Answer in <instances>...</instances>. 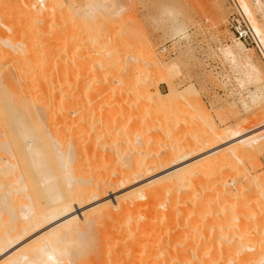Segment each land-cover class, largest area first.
Masks as SVG:
<instances>
[{
	"label": "bare ground",
	"instance_id": "6f19581e",
	"mask_svg": "<svg viewBox=\"0 0 264 264\" xmlns=\"http://www.w3.org/2000/svg\"><path fill=\"white\" fill-rule=\"evenodd\" d=\"M11 1L13 3L14 0ZM38 1H41L42 3L39 4ZM236 1L238 3L240 10L248 17L252 26L254 27L256 32L260 35V38L264 46V29H262V27L260 26L259 21L255 17V14L252 8L250 7L249 3L247 2V0H236ZM16 2L17 1H15V3ZM59 2L58 1L56 2V0H35V2L34 1L33 3L31 2L32 4L30 3L28 4L27 6L28 11H26L27 9L26 8L25 14L27 15L28 13H30V15L34 16V17L32 16L33 18L39 15L43 16L42 14L47 15V13L49 12H53V11L55 12L56 10H58L57 8H55L56 7L55 3L59 5L60 4ZM116 3H117L116 1L115 3L113 2V4ZM64 4L66 6V3ZM101 5L100 7L103 8ZM65 6L64 8H66ZM18 10L20 11V9ZM7 15H9V13ZM32 17L30 16V20ZM37 18L38 17H36L34 20L36 22H40L38 21L40 19ZM9 20H12V18H10ZM30 22L31 21H29V23ZM4 25L6 26L5 23ZM39 25L41 24L39 23ZM60 25L62 26V24ZM8 27H10V25ZM25 28L28 29V27ZM65 28L64 30L67 29ZM35 30L36 29H34V31ZM41 30L38 29L37 34H39V31ZM64 30L62 28V31L60 32L61 33L65 32ZM14 32L15 29L12 32V34H14ZM60 32L57 33V36L59 37L61 34ZM27 33H25V36ZM65 33H62L61 36L63 35L65 36ZM15 35L16 33L14 34V36ZM7 36L4 39L6 42H7L6 40ZM54 37L55 36H53V38ZM9 38H11V36ZM9 38H8V40L10 41V42L8 41L9 44L8 42L6 44L4 43L3 44L4 46L8 45L12 49V47H16V46L12 45L11 43L12 39ZM41 38L42 37H40V39ZM50 39L51 41H53L52 37ZM35 40L36 39H34V41ZM15 43L16 42L13 41V44ZM25 43L28 44L29 42H25ZM33 43L31 42V49H29L30 47L29 48L27 47V49L32 50ZM22 44L20 42V45ZM29 45L30 44H28V46ZM38 45H39V40H38ZM56 46H54L53 48H55ZM49 47H51V45ZM57 47L59 48V46ZM37 48L39 47L36 46V50ZM65 48L62 49L64 50ZM13 49L15 51L18 50L19 48L17 47V49L16 48ZM27 49L26 52L28 51ZM55 50H57V48H55ZM39 51L37 50V52ZM16 52L15 53L11 52V53H13L12 55L15 54L16 57V55L19 54V53L16 54ZM24 52L23 54H25ZM11 53L9 52L10 57L12 56L10 55ZM29 54L30 53H28V56ZM44 54L45 52L43 53V55ZM52 55L49 56L47 54L46 56L52 57ZM57 55L59 54L57 53ZM109 55H111L112 58H109ZM30 56L32 55L30 54ZM107 56L108 59L107 58L105 59L107 60L111 59L108 61V63L113 62V60L115 59L113 58V55L110 53ZM22 57H24V55ZM28 58H30L29 61L31 60L32 63V58L34 57L32 58L28 57ZM28 58L26 57L25 60ZM43 58H41L40 59L41 61L39 62H42ZM54 60H52L51 58V61ZM49 61L47 64L51 63V61L50 62ZM152 61H154L155 64L157 63L156 60H152ZM34 62L32 63L33 64L32 68L36 66ZM47 64L45 63L44 65L46 66ZM52 64L53 62L49 65ZM37 65L40 67L42 66L41 64L39 65V63ZM156 65H159V63ZM53 66L51 67L55 69L56 66L55 63L53 64ZM56 68L59 69L61 67L56 66ZM62 68L66 69L65 66ZM22 69L24 68L22 67ZM158 69L160 68L158 67ZM18 70H21L20 66ZM33 70L35 71V67ZM50 70H52V68ZM67 70H69V68H67ZM25 71L24 73H26ZM40 71L41 70H39V72ZM22 72L23 71L21 70V73L20 72L19 73L24 74ZM35 72L38 73V71ZM47 73L48 72L46 71V75ZM54 73H57L56 70ZM39 74L41 75V73ZM40 75L37 77V79H36L37 75L36 76L34 75L35 77L34 80L36 81L39 80L37 81L39 82V84L41 83L40 80L43 79V77L38 79L39 77H41ZM47 77L45 78L47 80L46 82H48ZM56 77L58 76L56 75ZM63 77L64 76H61L60 79H63ZM52 78H50V80ZM125 78H127L126 79L127 82H121L123 81L121 79L120 82L122 84L125 83L123 84L124 87L128 88L126 87L127 85L126 83H128L131 80V77L128 76ZM128 78L130 80H128ZM63 81L61 80L62 83H60V86L61 84L64 83ZM37 82H35V84ZM145 83L147 82L144 79H141L137 83L134 82V84L132 83L133 85L132 84L131 85L133 89H135L134 87L139 88L140 84H142L144 89L148 91V88L147 89L145 88L146 86ZM28 84H30V82ZM39 84L38 87H40ZM45 84H50V82ZM68 84L69 83H67V85ZM53 85L55 84L53 83L52 86ZM120 85L118 86L120 87ZM28 87L26 88L28 89ZM34 87L38 89L36 85ZM50 87L48 86L46 88V89L49 88L48 92L49 91L51 92V90H53L50 89ZM43 88L45 89V85H43ZM61 88H64V90L66 89L65 86L63 87L61 86ZM108 88L109 90L111 89L110 87ZM108 88L106 86L103 87V89L101 88L98 94L100 95L106 94ZM125 88L122 87L121 88L122 91H125L124 90ZM29 89L27 92L31 91ZM37 89H35L36 92L39 91ZM128 89H130V87ZM169 89L170 92L168 95H164V93H162L159 89L156 90V94L153 96L149 94L150 91L146 92L145 95L146 97L150 96L149 98L147 97L150 101L148 99L147 100L150 102V106L153 110L152 116H154L155 119L156 118L159 119L160 121L159 122L158 120H156L158 122V126L160 125L161 127L160 129L162 133L161 132L158 133L157 131L158 134L154 135L155 138L157 136L156 139L158 142L155 141L154 142L155 144L153 143L155 138H153L154 136L152 137L151 134V137L145 136L146 138L144 137L142 140L141 138H136V141L140 140L139 141L140 148H138L139 145L137 148H135L134 146L130 148L131 145L130 146L124 145V142L126 144H133V145L137 144L136 141L134 144L133 140L135 139L132 138V140H130L128 138L129 135L127 134L128 132H133L135 127L132 125L134 127L133 130H130L132 127L128 128L130 130L128 132L126 129H122L123 131L124 130L126 131V133L123 134V131L121 130L123 126L121 127V125H118L119 119L116 120L117 118H114L116 113L111 114L112 112L111 110L105 109L103 111V114L101 113L102 114L101 123L103 124V128L101 127L102 128L101 136L107 138L105 136L107 135L112 136L115 132H117L118 135V133L122 132L120 135L121 137L123 136L122 137L123 140H125V138L128 135L127 138L132 142L126 139L128 141L127 143L126 140L125 141L119 140L120 137H118L119 139L117 138L115 139L113 137L112 140H116L115 142H118L117 140H119V141H123V143L118 142L119 144H116L113 141H111L115 144L114 146L115 148L112 150L111 148H109L110 150L105 148L103 150H96V151L92 149L93 152L89 150L84 154L79 152L78 151L79 149L74 151L72 149V143L70 144L69 142L67 143L66 141H64L65 139L68 141L69 139L67 138H64L63 140L64 142H66V144L60 143L61 141L59 140H61V137L59 138L58 133L56 134L57 130L61 128V123L64 124L65 126L66 125L71 126L70 123L72 116L70 118V115L66 114L67 118L65 120L64 119L65 116L63 115V112L60 111L61 109L68 107L67 105L68 102H66L67 98L62 99V101L64 100L65 103L62 102V104H60V107L58 108L60 109L59 111L62 114L59 113L58 109L55 110V108L58 107V104L60 102L58 100L59 98H57V95L56 97L49 96L50 99L49 97L44 95V92H43L44 96L40 95L39 99L40 100L42 99L41 101H43L44 98L47 97L45 99V103L43 101L44 103L42 104L43 107L42 105H39L41 106V110L43 111V112L41 111V113H39L40 110L38 111V109L36 108V106L39 108V106L36 105L37 103L39 104V102L35 100L33 102H37V103L35 104L31 103L33 107L32 110H35V112L34 111L33 112L37 115V117L35 118L33 112L30 111L26 112L28 113L27 115H30L29 118L33 116V119L30 118V120L32 119V122L31 121L29 122L28 119H26L25 121L23 120L20 121L24 123L20 128L21 130L20 131L18 130L19 131L18 134L15 135V141L17 143H20L21 146V152L17 151V154L18 152L22 153L21 155L18 154L20 158H18L19 156L16 154L17 159L14 160L16 157L14 158L15 153L13 151L15 150L13 149L16 148H13L14 145L11 142L12 141L11 138L6 137L7 140L10 139L8 140V142L7 140L6 141L3 140V142H0L3 143L2 145H5L2 146L0 149L2 148L5 149V147H7L6 152L10 151V153H7V156L8 154L13 155L12 157L13 160H11V158L7 156L0 157V159L3 158V162H4L2 163V159H1L0 161L1 162L0 163V264H62V263H66L65 259L68 260L66 264H78L80 260L82 262L90 261L89 264L90 263L93 264L94 261H96L95 264L96 263L97 264L99 263L100 264H130L131 263L130 260L132 259L137 260L136 264H264V182H261V180L256 177L252 179L251 176H250V180H253V182L251 181L249 183H244V184H241V182L236 181L238 179V176L236 180L235 178L227 179V177L230 176L232 172L231 170H233V168H236L237 160L241 162L240 159L243 156L245 157L246 155L250 156V154L252 153L254 154V152H256L258 149L264 146V141L262 140L264 139V130L262 131L263 133L261 135L257 136L254 139L251 138L252 136L246 137L250 133L255 132V130L259 131L264 128V116H262L260 121H258V123L255 125V127L252 128L250 125H248L250 126L249 127L250 130L247 129L248 127L246 129H244L245 127L242 129L243 127L242 126L237 130L230 129L229 132H222V133L221 131L218 130L219 128L216 126L215 122L210 121L208 122L209 125L208 126L209 129H207L208 135L207 134L203 135L204 137L202 136L203 138L201 139L199 138L198 141H196L197 143H194L193 141L191 144H189L191 142L189 141L184 145H174L170 148H168L165 144V150L161 149L160 151L159 148L160 146L158 147L157 145L160 139H161L160 142L164 139L163 138L159 139V136L165 137L168 135L167 137H169L171 133L168 127L170 121L167 120L168 117L167 113L169 109L173 111L172 110L174 109L173 104L174 103L177 104L179 100L181 101V103L185 102L187 103V105L189 104L191 107H193L191 102L187 99H184L183 97L184 95L181 94L173 85H169ZM42 91L43 90H41V92ZM68 91L69 89L66 90V92ZM113 91L111 92L112 93L111 95H116L117 93L113 94L114 93ZM128 91L129 90H127L126 92ZM33 92L34 89L32 93ZM41 92H39V94ZM32 93H30L31 98L32 96L33 97L36 96L35 92L33 93L35 96L32 95ZM51 93L48 94L50 95ZM109 93L110 91H108L107 94ZM122 93L120 92L119 94ZM53 94L54 92L52 93V95ZM55 94L57 93L55 92ZM111 95L109 97H113ZM123 95L124 94H122L121 96ZM115 97L117 98L119 96L116 95ZM32 99L30 100L31 102ZM35 99H38L37 96ZM70 102L71 101H69V103ZM179 102L178 104H180ZM167 104L168 106L171 104L170 105L171 107L169 106L168 108ZM162 105L164 106L166 105L167 108L166 107L164 108ZM122 107L123 106H121L120 109H122ZM123 110H125L124 107ZM121 111H119V113H121ZM56 112H58L59 115L63 117V119L61 118V120L59 118V123L57 122L58 119L57 121L55 119L56 115H58V113L56 114ZM125 118H127V116ZM129 119L131 120V117H128V120L124 119V121L128 122ZM166 120L169 121L168 124ZM60 121L63 122L60 123ZM53 122L60 124V126L55 124V127L56 125L58 126L57 130L54 127ZM139 123H143V122L140 121ZM146 123L147 125H149L148 122ZM123 124H125V122ZM139 125L141 126V124ZM145 127L147 128V126ZM70 128H72V126L69 127V129ZM141 128H143V125ZM204 128L205 127H203V129ZM63 131H61V134L63 133ZM2 134L6 135V132H3ZM134 134L135 131L133 132V135ZM136 134H139V132H137ZM63 135L68 136V133ZM151 138L154 139L151 140L152 142L150 141ZM106 140H108V138L104 139V141ZM226 140L228 141L231 140L230 144L228 143L224 147L222 146L219 147L221 145V142L224 143L226 142ZM260 140H262V142H260ZM149 141L151 145L156 147V149L155 147H152L153 148L152 149L151 146L150 148L146 147L148 146V144H150ZM107 142H110V140H108ZM122 144L124 146H122ZM102 145L101 147L104 148L109 144L104 146ZM118 145H120V148L118 147ZM111 147H113V144ZM157 148H159V150H157ZM209 151L210 153L208 155H205L203 157L200 156V158L197 159L195 157L194 160L192 159L191 161L187 160L190 155L196 152L198 154H202L203 152H209ZM75 160L77 161L76 162L77 164H75L74 162ZM94 160L97 164L95 162L94 163L92 162L94 164L93 166L86 165L90 163V161H94ZM173 167L175 168L172 169ZM227 167H230L231 169L230 168L228 169ZM169 168H171L172 170ZM163 170L164 171L166 170V172H163L162 174L161 171ZM224 170L225 172H222ZM156 172H161V174L159 173L160 174L159 176L150 178L149 180L147 179L146 181L144 180L142 181V183H139L144 178H148L149 176H152V174H156ZM243 175L246 176L244 173ZM237 182L238 184H236ZM135 183L136 184L138 183L137 186L135 185L136 187L131 188L129 190L127 189V191L115 195L114 199H112L111 197L106 200L103 199L105 196H108L107 194L110 193V191L112 193H115L116 190L119 189L120 187H124L128 184H135ZM245 193L246 194L250 193L249 195L251 197L248 198V194L245 196ZM257 193L260 196V198L256 197L258 199V202L256 198H255L256 199L255 203L251 202L252 195ZM18 194L19 195L22 194V195L19 197ZM102 196H104L102 198L103 200H101L99 204H97L98 202H96L93 206H89V208L87 206L85 209L81 211V213L78 212V208L79 209L84 208L83 206H86L87 204L95 200H99ZM42 200L45 201L44 204L42 203L43 202ZM104 224L105 225L108 224V226L110 225V227H108L107 225L105 226ZM104 226L107 229L103 230L102 227ZM68 245L69 246L71 245V247H68ZM111 246L114 247V250L116 249V251L113 254L109 252L113 248V247L111 248ZM69 248H70V252L68 251ZM98 248L99 250H101V252L102 250L104 251V249L106 248L104 254L97 252L98 255L101 254L99 255V258L96 253L95 254L97 256L93 255L94 253L92 252L91 254L93 256L92 255L90 256V253L87 252L90 256V257L88 256V260L85 261V259H82L85 256L87 257V254L83 257V255L85 254L84 252L90 251V249L92 250L95 249L99 251ZM107 249H109L108 253L111 255H108V253L106 252ZM82 251L83 253H81ZM80 253L83 255H81ZM105 253H107L109 257ZM78 256L79 257L82 256V258L79 259L77 258ZM89 258L93 260L91 261ZM76 259L78 261H76Z\"/></svg>",
	"mask_w": 264,
	"mask_h": 264
},
{
	"label": "rangeland",
	"instance_id": "374dc122",
	"mask_svg": "<svg viewBox=\"0 0 264 264\" xmlns=\"http://www.w3.org/2000/svg\"><path fill=\"white\" fill-rule=\"evenodd\" d=\"M8 1H10L11 3ZM15 1L17 2L15 3ZM28 1H31L32 3L33 1L35 2V0H14L12 3L11 0H5V2L4 0H0V131H1L0 142H3V140L6 141L7 140L6 137L12 139L11 142L14 145L13 148H16V149H13L16 151V152L13 151L15 153L14 158L16 157L17 151L21 152L20 143H17L15 141V135L18 134V132L21 130L20 128L22 127L24 123L20 121L22 120L25 121L26 119H28L29 122L30 121L32 122L33 116L30 117L32 118L30 120L29 118L30 115H27L28 113H26L29 111L35 112V110H32L33 107L31 103H34V104L37 103V102H33L36 100L39 102V104L37 103L36 105L38 106L42 105L45 103V99L49 96L56 97L57 95V98H59L58 100L60 102L58 104V107L55 108V110H57L60 107V104H62V102L65 103L64 100L62 101L63 98L64 99L67 98L66 102L68 103L69 101L72 102V103L70 102L71 104L69 103L70 106L67 103L68 107L61 109V110L58 109V111L60 110L61 112H63V115L65 116L64 117L65 120L67 118L66 114L70 115V118L72 116L71 123H70L72 128L70 129H71V132L72 131L73 132L72 133L70 132L69 127L71 126L69 125L65 126L64 124L61 123L63 121H60L61 128L58 129V126H60V124H58L59 118L60 120L61 118L63 119V117L59 115L60 111L59 113L56 112V114L58 113V115L55 114L56 115L55 119L56 121L58 119L57 121L58 123L53 122V125L54 127H55V124L58 125V126L56 125L55 128L56 130L58 129L56 134L58 133L59 138L61 137V140H59L58 138V140L61 141L60 143L62 144L64 143L66 144V142L67 143L69 142L70 144L72 143V149L74 151L79 149L78 151L83 154L89 150L92 152L93 150L94 151L103 150L105 148L107 149L111 148L112 150L115 148L114 143L116 144L123 143V141H125L128 138L130 140H132V138L135 139L133 140L134 141L133 143L135 144L136 138H141L142 140L145 136L151 137V134H152V137H153L154 135H157L158 133H160L161 127L160 125L158 126V122L156 121V120L159 121V119L157 118L155 119L154 116H152L153 110L150 106V102H149L150 100L148 99L150 96L149 97L147 96L148 97L147 98L145 95H146V92L150 91L149 94L153 96L156 94L157 89H159L162 93H164V95H168L170 92L169 85H173L181 94H183L184 99L189 100L191 104L193 105V107H191L189 104L187 105V103H185L184 101L182 102H184L185 104L181 103L180 100H179L180 102L177 100L180 104H178V102L176 101L177 104L175 103L173 104L174 109L171 108L173 111L169 109L167 113V116H168L167 120H169L170 122L167 120L166 122L167 124L169 122L168 127L170 129L171 133L170 132L169 133L171 136L170 135L169 137H167L168 135L165 137L159 136V139L160 138L164 139L161 141L164 145L160 142L161 139L159 140V143L157 145L158 147L160 146L159 147L160 151L161 149L165 150V144L168 148H170L174 145H184L185 143H188L189 141H191L189 144H191L193 141L194 143H197L196 141H198L199 138L201 139L204 137L203 135L207 134L208 132L207 129H209L208 122L210 121L215 122L216 126L219 128L218 130L221 131L222 133V132H229L230 129L237 130L238 128L242 126H243L242 129L244 127H245L244 129H246L248 127L247 129L250 130L249 127L250 126L252 128L255 127V125L258 123V121H260L262 116H264V91H263L264 89V62L258 50L252 44L245 43L244 41H242L239 38L238 34L235 33L236 26H239L240 23L243 24L244 20L249 21L248 17L240 10L236 0H132V1L131 0H118L119 2L117 0H107V1L106 0H101V1L91 0V2L90 0H86V2L85 0H56V2L62 1V2H59L60 3L59 5L55 3L56 5L55 8L58 9L56 10L57 12L56 11L49 12L47 13L48 16L45 14H42L43 16L39 15L41 18L35 15L36 17H38L37 19H40L38 20L40 22H36L34 20L36 17L33 18L34 16L30 15V13L28 14L31 17L33 16L31 20H30V16L28 14L27 15L25 14L26 11H28V8H27L28 4L29 3L32 4L31 2H28ZM112 1L114 3L116 1L117 5L113 4ZM63 2L66 3V6ZM100 2L101 3L103 2L102 5ZM247 2L252 8L255 14V17L259 21L260 26L262 27V29H264V0H247ZM38 3L41 4L42 2L38 1ZM19 4L22 6H20ZM100 5L103 8H101ZM64 6L66 8H64ZM18 9H20V11ZM8 13L9 15H7ZM50 13H53L56 17ZM91 14L94 16H92ZM9 17L12 18L13 21L9 20L10 19ZM23 19H26V20H23ZM41 20L43 21V23ZM29 21L31 22L29 23ZM4 23L6 24V26L4 25ZM9 23H12V24H9ZM39 23L44 27V29L41 25H39ZM60 24H62V26ZM9 25L10 27H8ZM34 25H35V28H34ZM59 26H61L63 30L67 26L66 27L67 29L65 28L66 30H64L66 33L62 32V33H65V36L63 35L64 37L61 36L62 33L60 31H62V28ZM25 27H28V29H26ZM37 27H40L44 31ZM31 28L33 29V32ZM14 29H15L14 34L16 33L15 35L16 37L14 36V34H12ZM34 29L36 30L34 31ZM38 29L41 30L39 31V34L41 35L43 34L42 36L37 34ZM18 32L19 33L21 32L22 35L21 33L19 34ZM23 32H24V35H23ZM58 32L61 33L60 37L57 36ZM25 33H27L26 36H25ZM7 35L8 36L10 35L11 38H9L10 36L8 37ZM6 36H7V39H6L7 42L9 41L8 38L12 39L11 43L12 45L16 47H12L11 49V47H9L8 45L4 46V44L7 43L4 40ZM53 36L55 37L53 38ZM40 37L42 38L40 39ZM48 37L50 38L52 37L53 41H51V39ZM32 38L36 40L34 41V39ZM38 40H39V45H38ZM13 41L16 43L13 44ZM24 41L29 42L28 44L30 45L28 46V44L25 43ZM42 41L44 42V44ZM20 42L21 44L23 42L24 45L23 44L20 45ZM31 42L32 43L34 42V43L32 45V50H29L31 49ZM50 42L53 44H51ZM35 45L39 47L37 48L38 51L39 50H42V51L37 52ZM50 45L52 49L51 47H49ZM56 45L59 46V48ZM165 45H171V48L173 51L172 54L171 53L164 54L160 51ZM54 46H56L55 48L59 50L58 51L55 50V48H53ZM17 47L19 49L14 51L13 48L17 49ZM23 47L25 50L23 49ZM27 47L28 48L30 47V48L27 49ZM62 48H65V49L63 50ZM26 49L28 50L27 52H26ZM9 52L10 53L16 52V54L18 53L19 54L16 55L15 57V54L12 55L13 53H11L10 55L12 56L10 57ZM23 52L25 54H23ZM42 52L43 53L45 52L44 54L45 56L43 55ZM28 53H30L32 56H30V54L28 56ZM50 53H52L54 56ZM57 53L59 55H57ZM109 53L113 55V58L115 59L118 58L116 59L117 61L115 59L114 60L112 59L113 62L108 63V61L111 60V59L107 60L108 59L107 55ZM47 54L49 56L52 55V57L46 56ZM23 55L24 57H22ZM115 56H118V57H115ZM20 57H21V60H20ZM26 57L27 58L34 57L32 58V63L35 60L34 63L36 66L34 67H35V71H38V73H36L33 70L34 69V67L32 68L33 64L31 63V60L29 61L30 58L26 59L27 60L26 61L25 60ZM41 58H43L44 60L42 59V62H39L41 61L40 60ZM47 58H48V61H49V58H50V61H51V58L52 60L55 59L54 60L55 62L51 61V63L53 62V64L55 63L57 67L59 66L61 68L57 69L55 66V69H54L53 64L52 65H49L51 63L47 64L48 63ZM109 58H112V56L109 55ZM15 59L18 61H16ZM152 60H156L157 61L156 64L159 63L160 66L156 65L155 62ZM43 61H46V62H43ZM38 63L39 65L41 64L42 66L41 67L38 66L37 65ZM45 63L47 64L46 66L44 65ZM19 66L21 67V70L23 71L22 73H24L25 70H26L25 71L26 73L20 74L21 70H18ZM64 66L66 67V69L62 68ZM22 67L24 69H22ZM158 67L160 69H158ZM30 68L32 69V71ZM51 68L52 70H50ZM67 68H69V70H67ZM39 70L41 71L39 72ZM55 70L57 73H54ZM58 70L60 73L58 72ZM33 71L35 74L33 73ZM46 71L48 72L47 75H46ZM39 73H41V75ZM34 75L35 76L37 75L36 79L39 75L41 77H39L38 79L43 77V79L40 80L42 84L41 83L39 84V82H37L39 80L37 81L34 80L35 78ZM45 75L46 77L47 76L49 77V78L47 77V79H48V82H50V84H45V83H48L46 82L47 80L45 79L46 78ZM56 75L58 77H56ZM123 75L125 77H128V76L131 77V80L129 78L128 80L130 81L133 80L132 82L129 81L128 82L129 84L126 83L127 84L126 87L128 88L130 87V89L124 87L123 84L125 83L123 84L121 83V82H127L126 80L127 78H125ZM61 76H64L63 79H60ZM23 77L25 79L29 78L30 80L29 79L25 80ZM50 78L52 79L50 80ZM120 79L123 81H121ZM139 79L140 80L144 79L148 83V84L145 83L146 84L145 88L146 89L148 88V91L144 89L142 84H140L139 88L134 87L135 89H133L132 85L134 84V82L137 83L138 81H140ZM61 80L62 81L64 80L63 81L64 83L61 84V86L62 87L65 86L66 88L65 90L64 88H61L60 86V83H62ZM29 82L30 84H28ZM35 82L37 83L35 84ZM53 83L55 85L52 86ZM67 83L69 84L67 85ZM119 83L122 85H120ZM38 84L40 85V87H38ZM35 85L36 87H38V89L34 87ZM43 85H45V89L43 88ZM115 85L116 86L120 85V87L119 86L116 87ZM48 86L49 87L51 86L50 89H53L51 90L52 93L54 92L53 95L50 91L48 92L49 88L46 89ZM105 86L107 88L108 87L111 88L110 90L108 88V90L106 91L107 93L108 91H110L109 94L111 95L112 94L111 92L115 90L113 91L114 92L113 94L117 93L116 95L119 97L116 98L115 97L116 95H111L113 97H109L110 95L107 93L104 95L98 94L101 88L103 89V87ZM26 87H28V89L31 88L29 89L31 91L27 92L28 89ZM122 87L125 88L124 89L125 91H122L121 89ZM32 88L34 89L35 95L37 96L38 99H35L36 96L33 94L34 92L32 93L33 91ZM54 88H56L57 90ZM114 88H116L117 90ZM35 89L39 90L37 91L38 93L35 91ZM67 89H69L68 91L69 93L66 92ZM143 89L145 92L143 91ZM41 90L43 91L41 92ZM127 90L129 91L126 92ZM45 91L47 94L48 93H51V94L47 95ZM39 92L41 93L39 94ZM43 92H44V95L47 96L46 98L43 97L44 103L43 101H41L42 99L41 100L39 99L40 95H43ZM55 92L57 94H55ZM118 92L119 93L123 92L122 94H124L125 96L124 95L121 96L122 94H119ZM30 93H32V95L35 96V97L32 96L33 99L31 98ZM59 94H62V95H59ZM31 99H32V102L30 101ZM147 105H149L150 107ZM121 106H123L125 110H123V107L122 109H120ZM162 106L164 108L166 107V105L165 106L162 105ZM36 108L38 109V111L40 110L39 113H41L42 111L41 106H39V108L36 106ZM105 109L111 110L112 111L111 114L116 113L114 118H117L116 120L119 119V123L117 122L118 125H121V127L122 126L124 127V128L122 127L121 130L126 129L128 132L130 130H133V128L135 127L134 128L135 134L133 135L134 131L128 132L127 134L129 135V137L128 135H127L128 138L125 136L126 138L124 137L125 140H123L122 138L123 136L121 137L120 135L122 132L118 133V135H117V132H115L112 136H108V135L105 136L108 138V140H110V142H107L108 140L104 141V139H107V138H104V136H101V129L103 128V124L101 123V116ZM119 111H121V113H119ZM34 116L35 118L37 117L35 113H34ZM126 116L127 118H125ZM128 117H131L132 121L130 119L128 122L124 121V119L128 120ZM121 121H122V124H121ZM140 121L143 123H139ZM124 122L125 124H123ZM146 122L148 123L150 122L151 124L149 123V125H147ZM252 123L253 124L255 123V124L253 125ZM139 124H141V126ZM142 125H143V128H141ZM145 126H147L148 129ZM203 127H205L204 128L205 130L203 129ZM128 128H131V129L129 130ZM263 130L264 128L259 131L255 130V132L250 133L246 137L252 136L251 138L254 139L257 136L261 135L263 133L262 132ZM61 131H63L62 134H61ZM124 131H123V134L126 133V131L125 132ZM3 132H6V135L2 134ZM137 132H139V134H136ZM145 132L148 136L145 134ZM67 133H68V136L63 135ZM113 137L115 139L116 138L119 139L118 137H120L119 140H123V141L117 140L119 143L115 142L116 140H112ZM64 138H67L69 140L68 141L66 139L64 140ZM153 138H155V136ZM156 138L155 140L151 138L150 141L154 140L153 141L154 143L155 141H157ZM129 139L128 141H130ZM63 140L66 142H64ZM262 140L264 141V139ZM262 140H260V142H262ZM111 141H113L114 143ZM128 141L126 140L127 143ZM139 141H136L137 144L135 145L126 144L124 142V145L126 146L131 145L130 148H132L133 146L137 148L139 145L138 148H140ZM230 141L226 140L227 143L221 142V145L219 147L221 146L224 147L228 143L230 144ZM101 142H103L104 144ZM111 143L113 144V147H111L112 146ZM2 144L3 143H0V148L2 146H5ZM101 145L102 146L107 145V146L103 148L101 147ZM124 145L122 144V146ZM150 146L151 148L155 147L151 145V143L148 144V146L146 147L150 148ZM118 147L120 148V145H118ZM6 148L7 147H5V149L3 148L0 149V157L7 156V153H10V151L6 152L7 151ZM159 148H157V150H159ZM209 153L210 151L203 152L202 154H198L196 152L190 155L191 157L189 156L187 160L191 161L192 159L194 160L195 157L197 159V158H200V156L203 157L205 155H208ZM18 154L21 155L22 153L18 152ZM10 155L11 154H8L7 157L13 160L12 158L13 155L11 156ZM247 156L248 155H246V157L243 156L241 158L242 160L240 159L241 162H239V160L236 161V168L232 167L234 172L233 170H231L232 172L231 174L229 173L230 176H228L229 178L227 177V179L235 178L236 180L238 176V179L236 181L241 182V184H244V183H249L251 181L253 182V180H250V176H251L252 179L256 177L260 179L261 182H264V146H262L256 152H254V154L252 153L250 154V156L248 157ZM5 158H4V161H5ZM18 158H20V156ZM1 159H2V163H4L3 158ZM16 159L17 157L14 160ZM74 162L75 164H77L76 160ZM92 162L94 163L95 160L90 161V163L86 165L93 166L94 164ZM174 168L175 167H173L172 169ZM227 168L229 169L230 167H227ZM242 171L248 177V179L246 176L243 175ZM161 172L163 174V172H166V170L165 171L163 170ZM161 172H156V174H152V176H149L148 178H144L139 183H142V181L144 180L146 181L147 179L149 180L150 178L157 177L161 174ZM222 172H225V170ZM232 173H234L235 175ZM238 182L236 184H238ZM135 185L137 186L138 183L128 184L124 187H120L119 189L116 190L115 193H112L110 191V193L107 194L108 196H105L106 198L102 196L99 200H95L93 202H90L86 206H83L84 208H80V209L78 208V212L81 213V211L85 209L87 206L89 208V206H93L96 202H98L97 204H99L101 200L103 199L106 200L110 197L114 199L115 195L123 193L127 191V189L129 190L131 188H134L136 187ZM125 187H126V190H125ZM19 194L18 196L20 197L22 194L21 195ZM247 194H248V198L251 197L249 195L250 193H247ZM247 194L245 193V196ZM256 197L260 198L258 193L252 195L251 202L255 203L257 199ZM42 201H43L42 203L44 204L45 201L44 200ZM257 202H258V199H257ZM106 225L108 226V224ZM105 226L102 227L103 230L107 229L105 228ZM108 227H110V225ZM113 246H111V248ZM68 247H71V245L70 246L68 245ZM114 247L112 248L111 251L114 250ZM93 250L90 249V251L84 252L85 253L84 255L81 254L83 253L82 251L80 254L83 255V257L87 254V257L85 256L84 258H82V256L80 257L78 256L77 258L79 259L82 258V259H85V261H87L88 256H89L87 252L90 253V256L92 255L91 252L94 253L93 255L95 256H97L98 253L104 254V251L102 250L101 252L99 248H98L99 251L97 250L93 251ZM68 251L70 252V248L68 249ZM108 251L109 249L106 250L107 253ZM111 251L109 252L113 254L116 251V249L113 252ZM107 253L105 254L107 255ZM99 255H98V258H99ZM108 255H111V254L108 253ZM91 258H94V257H91ZM91 258L89 259L91 260ZM132 260H130L131 263L136 264L137 260H134V259ZM76 261L78 260L76 259ZM65 262L67 263L68 260L65 259ZM87 262H84V261L82 262L80 260L78 264H81V263L89 264L90 261H87ZM95 262L96 261H94L93 264H95ZM66 263H62V264H66Z\"/></svg>",
	"mask_w": 264,
	"mask_h": 264
},
{
	"label": "built area",
	"instance_id": "2783aa9c",
	"mask_svg": "<svg viewBox=\"0 0 264 264\" xmlns=\"http://www.w3.org/2000/svg\"><path fill=\"white\" fill-rule=\"evenodd\" d=\"M248 21V20H247ZM244 20V23L235 27V33L238 34L239 38L245 43L252 44L259 52L264 62V46L260 35L256 32L252 24ZM164 54H172L171 45H165L161 50Z\"/></svg>",
	"mask_w": 264,
	"mask_h": 264
}]
</instances>
